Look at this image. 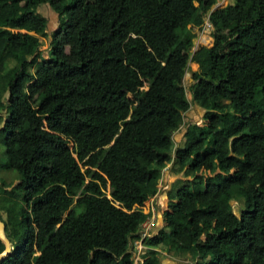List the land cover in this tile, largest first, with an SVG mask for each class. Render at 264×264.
Wrapping results in <instances>:
<instances>
[{
    "label": "trees",
    "instance_id": "16d2710c",
    "mask_svg": "<svg viewBox=\"0 0 264 264\" xmlns=\"http://www.w3.org/2000/svg\"><path fill=\"white\" fill-rule=\"evenodd\" d=\"M215 1L0 0V264H132L136 240L139 264H264V0Z\"/></svg>",
    "mask_w": 264,
    "mask_h": 264
},
{
    "label": "rangeland",
    "instance_id": "374dc122",
    "mask_svg": "<svg viewBox=\"0 0 264 264\" xmlns=\"http://www.w3.org/2000/svg\"><path fill=\"white\" fill-rule=\"evenodd\" d=\"M231 2H232V0H216L211 8L214 9L216 7H221V6H224V5H226L228 3H231ZM38 11L47 18V21H48V24L46 23L47 31L53 30L56 27V24H57L56 14L51 10V8L47 4L41 5L39 7ZM194 29H195L194 31L196 32V36L193 38L192 46L190 48V52L195 50L200 45L209 46L211 44V37L209 35L210 26L208 24L203 23V28L202 29H197V28H194ZM47 43H48L47 39H43V44L39 47V49L42 51L43 55H45V50L48 47ZM187 64H188L189 70L186 71L184 73L183 77H182V81H183V84L185 86H187L191 82L190 71L191 70H195L196 67H197L196 63H193V62H187ZM185 95H186L187 99L190 98L189 93L187 91H186ZM201 112L202 111L199 110L194 103H192L191 108L185 113V115L183 117V124L180 127L179 131H176L173 134L176 137V138H174L175 140L180 136L182 131H184V126L183 125L186 122H188V121L189 122L190 121H194L196 123H200L201 122V119H200L201 118L200 117L201 116ZM0 126H1V123H0ZM0 139H1V136H0ZM180 139H181V136H180ZM3 160H4L3 146H2V143L0 142V162H3ZM179 160L180 161L184 160V155L183 154L180 155ZM170 166H171L170 163L167 164V166L164 167L163 171H166L167 169H169ZM182 177L183 176H182L181 173L180 174L176 173V178H182ZM176 178H175V180H176ZM17 179H18V175H17V173L14 170L0 168V183L2 182V183H5L7 185H9V184L12 185V184H14L17 181ZM158 203H159V201H158ZM231 204H232V209H233V211L235 213H237V211L242 206V202L241 201H234V202H231ZM148 206H149V203H147V200H146L141 205V208H142V210L144 212H146L147 209H148ZM154 210L156 212L155 204H154ZM0 215L3 217L2 212H0ZM149 231L151 232V234L153 233L152 227L149 228ZM136 242H137L136 243V248H138L140 242L139 241H136ZM167 258L168 257H163V260H165V259L166 260H170V261L173 262V264H177L174 260L169 259V258L167 259ZM139 262L140 261L138 259L137 254L134 253V255L132 257V264H139ZM163 263L168 264L167 261H165Z\"/></svg>",
    "mask_w": 264,
    "mask_h": 264
},
{
    "label": "crops",
    "instance_id": "0c3cea01",
    "mask_svg": "<svg viewBox=\"0 0 264 264\" xmlns=\"http://www.w3.org/2000/svg\"><path fill=\"white\" fill-rule=\"evenodd\" d=\"M56 19H57V17H56ZM47 24H48V21H47ZM182 133H183V131H182ZM182 133L180 134L181 138H182ZM180 136L175 140L176 142L180 139ZM173 137L176 138L174 135H173ZM176 173L177 172L172 170V166H170V168L167 169L166 171H163L162 176H161V178L157 184L158 191H157L156 195L147 201V203H149V204L151 202H153L155 204V209H156V212L153 213V217L151 219V227H152L153 232H155L157 229H159L162 226L161 213L166 207L167 197L169 196V192H170V190L173 186V183L175 181ZM157 200L159 201V203ZM169 259H171V258H169ZM165 261H167L168 264H173L172 261L166 260V259L165 260L162 259L161 264H165V263H163Z\"/></svg>",
    "mask_w": 264,
    "mask_h": 264
},
{
    "label": "built area",
    "instance_id": "2783aa9c",
    "mask_svg": "<svg viewBox=\"0 0 264 264\" xmlns=\"http://www.w3.org/2000/svg\"><path fill=\"white\" fill-rule=\"evenodd\" d=\"M207 24V23H206ZM147 211H149L151 214L153 213V211H154V206H153V203H151L150 205H149V207H148V209H147ZM150 226H151V220H150V218H149V220H145V221H143L142 223H141V229H140V238H142L143 236H147V235H149V228H150ZM136 241H139L140 242V240H136ZM135 241V252L134 253H136L137 254V256H138V253H139V251H140V249H141V243L139 244V247L138 248H136V242ZM138 242V243H139ZM134 255V254H133Z\"/></svg>",
    "mask_w": 264,
    "mask_h": 264
},
{
    "label": "water",
    "instance_id": "95a60500",
    "mask_svg": "<svg viewBox=\"0 0 264 264\" xmlns=\"http://www.w3.org/2000/svg\"><path fill=\"white\" fill-rule=\"evenodd\" d=\"M197 108L199 110H201L200 107H197ZM0 240L2 241V243L4 245V249L0 253V260H2L8 255L11 247H10V243H9L8 239L4 235V224L1 220H0Z\"/></svg>",
    "mask_w": 264,
    "mask_h": 264
},
{
    "label": "clouds",
    "instance_id": "9594fccd",
    "mask_svg": "<svg viewBox=\"0 0 264 264\" xmlns=\"http://www.w3.org/2000/svg\"><path fill=\"white\" fill-rule=\"evenodd\" d=\"M204 23H205V24H206V23L208 24L207 21H204ZM208 25H209V24H208ZM193 51H194V50H193ZM197 107H198V106H197ZM157 191H158V187H157ZM156 193H157V192H156ZM156 193H155V195H156ZM155 195H154V196H155ZM154 196L148 198L147 201H148L149 199L153 198ZM145 201H146V200H145ZM151 203H153V202H151ZM151 203H150V204H151ZM150 204H149V205H150ZM153 206H154V203H153ZM148 207H149V206H148ZM143 212H144V211H143ZM146 212H148V211H146ZM154 212H155V210L153 211V213H154ZM153 213H152V214L150 213V220H151L152 217H153ZM150 227H151V226H150ZM149 235H151V232H150V231H149ZM175 262H176V261H175ZM176 263H177V262H176ZM183 263H184V264H188V259H184ZM177 264H178V263H177Z\"/></svg>",
    "mask_w": 264,
    "mask_h": 264
}]
</instances>
